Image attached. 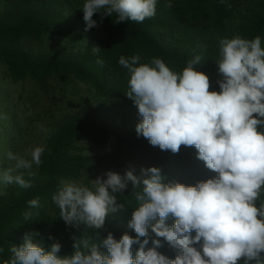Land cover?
<instances>
[{
  "label": "trees",
  "instance_id": "obj_1",
  "mask_svg": "<svg viewBox=\"0 0 264 264\" xmlns=\"http://www.w3.org/2000/svg\"><path fill=\"white\" fill-rule=\"evenodd\" d=\"M82 3L0 0L1 75L17 92L15 123L32 137L29 149L44 148L42 163L22 170L31 187L12 184L0 195V247L4 248L0 259L11 255V246L23 244L26 233L33 234L32 242L45 251L59 242L60 256L70 255L74 242L85 235L95 240L97 250L105 255L101 241L109 233L116 240L123 234L136 236L128 224L137 206L134 193L140 189L133 188L130 181L115 194L117 203L124 207L106 216L103 227L96 230L83 224L66 225L61 220L52 195L63 181H81L91 188V181L106 178L93 171L105 166L121 176L127 170L139 176L141 168L157 167L165 183L185 185L215 175L196 158L194 146L181 145L172 153L137 135L140 116L125 95L129 77L118 63L120 56L139 55L140 63L161 58L171 70L180 72L187 61L201 55L202 64L193 67L208 76L209 91H219L215 64L219 40L259 35L264 42V0H172L171 7L165 0H157L155 16L142 23H116L115 14L103 19L94 14L97 26L88 31H84L83 13L78 9ZM91 35L97 36L94 43L84 44ZM93 46L102 51L94 54ZM97 59H102L103 65L97 64ZM108 100L125 103L119 122L101 120L87 111V104L97 107L98 102ZM34 198L39 199L37 208L28 204ZM261 201L264 193L257 204ZM28 212L31 218L25 220ZM173 223V217L166 220L169 227ZM149 233L154 237L150 228ZM158 239L162 241L158 251L175 258L176 250L163 238ZM137 247L132 246L133 258ZM146 247H151V240Z\"/></svg>",
  "mask_w": 264,
  "mask_h": 264
},
{
  "label": "clouds",
  "instance_id": "obj_2",
  "mask_svg": "<svg viewBox=\"0 0 264 264\" xmlns=\"http://www.w3.org/2000/svg\"><path fill=\"white\" fill-rule=\"evenodd\" d=\"M156 5L157 0H83L78 9L83 13L84 31H88L97 26L94 14H100L101 19L115 14L116 23H142L155 16ZM165 5L171 7L172 0H165ZM91 50L94 54L102 51L96 46ZM96 63L103 65L104 61L97 59ZM118 63L129 77L125 95L140 116L137 135L172 153L181 145L194 146L196 158L215 175L194 185L165 183L160 169L149 167L141 168L139 176L133 170L123 176L108 171L105 179L91 181V188L63 181L52 195L61 220L95 230L103 227L106 216L124 207L115 194L130 181L133 188L140 189L134 193L137 206L128 224L136 236L123 234L116 240L109 233L101 241L105 255L97 250V242L85 235L74 242L70 255L60 256L59 242L45 251L32 242L33 234L26 233L23 244L11 246V255L0 259V264H264V201L257 204L264 193L261 36L219 40L215 61L219 91H209L208 76L194 69L202 64L201 55L187 61L180 72L171 70L161 58L140 63L139 55L120 56ZM4 118L0 114V119ZM43 152V146L29 149L27 156L0 152V163L12 162L0 168V194L12 184L31 187L22 170L39 166ZM28 204L37 208L39 199ZM31 215L25 213L24 219ZM169 217L174 218L171 227L166 224ZM158 238L176 250L175 258L158 251L162 246ZM150 240L151 247H146ZM133 245H138L134 258ZM3 252L0 247V254Z\"/></svg>",
  "mask_w": 264,
  "mask_h": 264
},
{
  "label": "rangeland",
  "instance_id": "obj_3",
  "mask_svg": "<svg viewBox=\"0 0 264 264\" xmlns=\"http://www.w3.org/2000/svg\"><path fill=\"white\" fill-rule=\"evenodd\" d=\"M96 35L89 36L87 43H94ZM84 42V44H87ZM3 68L0 66V114H3L4 119H0V152L12 151L16 154L27 156V151L32 145V137L29 134H26L25 131L19 128L15 123V118L13 115L14 104L17 98V92H14L13 87L10 84L4 82L2 79ZM88 97V96H87ZM126 109V105L123 101H100L98 106L95 107L87 104V111L97 115L101 120L106 121H120V111ZM22 127V125H21ZM43 143V142H42ZM40 142V144L42 145ZM30 158V157H29ZM12 162L3 160L0 163V168H6L11 166ZM108 171L115 172L111 167H100L93 171L97 175L105 176L104 174ZM102 178V177H101ZM104 178V177H103ZM78 183L85 185V183L78 181ZM8 187V186H7ZM7 188L4 189L5 193ZM1 195V194H0Z\"/></svg>",
  "mask_w": 264,
  "mask_h": 264
}]
</instances>
